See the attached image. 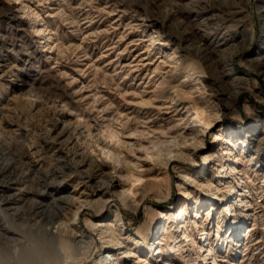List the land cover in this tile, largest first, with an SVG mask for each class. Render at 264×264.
<instances>
[{"label":"rangeland","instance_id":"1","mask_svg":"<svg viewBox=\"0 0 264 264\" xmlns=\"http://www.w3.org/2000/svg\"><path fill=\"white\" fill-rule=\"evenodd\" d=\"M263 54L264 0H0V167L7 169L0 181L9 177L10 182L0 188V225L5 226L0 230V264H88L103 246L94 242L86 222L96 219L99 207H87L80 220L86 237L74 241V255L58 248L55 218L66 222L69 209L52 204L51 189L55 185L62 196L73 197L83 171L94 173L95 168L81 167L79 148L88 147L99 162L108 161L119 184L115 160L81 138L79 148L60 147L48 159L46 153L53 152L44 131L48 122L68 115L67 120L89 124L97 132L111 124L121 132L120 141L148 144L152 133L174 127L194 99V105L199 102V108L218 119L208 144L219 127H242L243 137L248 135L252 143L240 157L242 172L234 182L242 177L246 183L252 216L241 223L242 246L225 245L220 256L264 264ZM185 92L196 97L193 102ZM253 128L257 134L252 137L248 131ZM112 143L126 170L169 182L162 188L145 186L136 202L111 192L106 210L118 209L127 235L139 236L146 223L152 230L159 213L180 201L183 170L147 161L136 167L130 148L115 139ZM39 155L45 158L36 164ZM153 168L158 171L150 173ZM160 189L164 194H158ZM5 199L11 203L3 204ZM41 201L46 206L38 210ZM215 217L211 213L210 220ZM222 217L220 236L230 226ZM207 224L216 240V227Z\"/></svg>","mask_w":264,"mask_h":264},{"label":"bare ground","instance_id":"2","mask_svg":"<svg viewBox=\"0 0 264 264\" xmlns=\"http://www.w3.org/2000/svg\"><path fill=\"white\" fill-rule=\"evenodd\" d=\"M185 94L187 97L188 95L191 97V93L185 92ZM194 102L184 106L187 110L186 114H178V123L174 127L159 133H152L153 138L149 139L148 144L139 142V145H135L120 141L121 132L113 128V125L110 124L102 132H97L89 124L82 126L67 120L68 115L57 116L52 123L46 124L45 136L53 141L50 143L51 150H49L53 152L46 153L48 159L58 155L60 147L79 148L80 145L77 140L81 138L87 145L89 142H94L98 148L102 149L108 159L115 160L116 174L120 177V182L117 184L114 181V174L109 172L108 165L110 164L108 161L99 162L88 147L77 149L81 167L83 169L95 168V171L89 174H85L83 171L84 177L78 178L80 191L73 197L69 195L72 199L65 195L62 196L63 191L54 187L55 185L51 189L53 192L55 191L54 197L52 196V204L59 209H69V217L66 222L59 215L56 218V214L54 215V218L58 220L55 222L57 225L52 226L54 234H57L54 239H56L61 251L69 256L74 255V241L86 237L81 230V217L85 215L87 207H99L96 219L86 217V222L95 233L94 242L103 246L98 247L97 253L89 259L88 264H139L134 260L138 258L146 264H159L160 258L162 264H175L174 260L179 259L184 264H220V262L221 264H241L238 261L235 262L234 259L230 260L227 256H220V251H223L225 245H232V243L235 244V247L242 246L240 243L242 240H239L242 236L241 223L248 216H252L251 213L248 214L250 201L245 194L246 191L243 190L246 183L242 177L238 180V184L234 183L242 172L241 162L243 160L240 157L247 155L252 143L249 141L248 135V137H243L246 133L242 131V127L233 130L227 127H219L218 132L213 136V141L208 144L207 137L217 125L218 119L214 115L211 116V113L205 109L199 108L198 101L195 105ZM205 103L208 104V109L209 103L207 101ZM173 108L175 111L178 110V106ZM251 133L252 137L257 134L254 128L248 131V134ZM114 139L118 140L120 144L126 145L127 148L129 147L130 152L137 156V159L134 160L136 167L138 161H147L167 170L173 166L175 169L180 166L178 171L183 170L180 171V181L178 182V188L181 190L180 201L177 205L172 206V209L163 210L159 213L158 225L153 226L152 230V225L146 223V227L141 229L139 236L127 235L125 224L118 209L106 210L110 202L111 192L113 191L116 196L128 203L136 202L142 195L145 186L162 188L169 182L166 179L153 180L151 179L152 176L145 179L138 176L136 172L126 170V162L114 152L118 150L112 143ZM203 150H207V152L201 155V158L198 157ZM37 153L39 154V152ZM40 155L36 164L44 161L45 157L41 158ZM252 164L250 163L248 166L251 167ZM196 167L198 168L196 169ZM6 171V168L0 167V176H3ZM157 171V168L149 170L150 173ZM168 172L166 171L165 175ZM54 176L59 175L55 172ZM8 178L3 182L0 181V188H5L10 183ZM158 194L162 195L164 192L160 189ZM5 202L3 204L8 205L11 200L5 199ZM238 205L241 210L238 209ZM45 206L46 203L41 201L37 203L36 209H43ZM1 212L2 209H0ZM211 213L218 215L213 221L210 220ZM208 214L209 216H206ZM222 216H225V220L229 222L230 226L224 235L220 236L219 230L224 229L220 226L222 221L219 218ZM171 222L174 225L172 224L173 227L170 229L167 225ZM207 222L211 223L210 225L213 223V227H216V240L211 238V231ZM4 228V225H0V230ZM251 230L252 228L248 229V233ZM228 234L230 235L228 236ZM193 256H197L195 260L187 259ZM220 257L223 258L221 261L219 260Z\"/></svg>","mask_w":264,"mask_h":264}]
</instances>
